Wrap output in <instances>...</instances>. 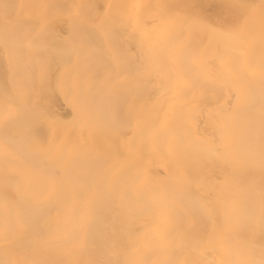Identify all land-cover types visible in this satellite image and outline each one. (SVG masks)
Segmentation results:
<instances>
[{"label": "snow or ice", "instance_id": "obj_1", "mask_svg": "<svg viewBox=\"0 0 264 264\" xmlns=\"http://www.w3.org/2000/svg\"><path fill=\"white\" fill-rule=\"evenodd\" d=\"M86 7L0 0V55L13 82L0 100V183L17 190L0 213V264H264V0H225L215 13L127 3L89 16ZM17 8L33 10L28 26ZM85 25L105 39L115 28L134 33L138 64L113 53L106 83L153 84L161 115L111 110L99 124L82 88L61 78L86 133L71 143L57 134L58 112L39 111L21 81L52 80L49 53L70 64L102 52L75 38ZM221 93L249 108L242 134L232 106H210ZM205 115L218 135L194 131ZM210 157L223 162L215 173L192 166ZM158 165L175 186L157 180Z\"/></svg>", "mask_w": 264, "mask_h": 264}, {"label": "bare ground", "instance_id": "obj_2", "mask_svg": "<svg viewBox=\"0 0 264 264\" xmlns=\"http://www.w3.org/2000/svg\"><path fill=\"white\" fill-rule=\"evenodd\" d=\"M7 2L15 5H32L38 3L62 5L82 4L91 6L83 9V12L86 15L92 16L100 13L115 14L118 10L109 8L108 5H122L127 3H141L146 5L196 4L205 13H215L225 0H7ZM32 11L28 8H17L15 10L16 14L20 17L22 25L28 26L31 23L29 17ZM157 11L155 8L149 9L147 17L155 15ZM148 22L150 23L151 20L148 19ZM61 28L65 32L71 31L68 24H62ZM74 35L85 48L103 49V51L86 60L73 59L70 64L66 63L56 52L49 53L48 55L54 72L53 79L41 83L37 72L35 76L29 73L21 81L27 87L35 89L32 102L39 111L54 109L64 120L65 123L58 130V135L71 143L81 142L82 135H86L79 124L73 122L75 113L72 105L66 99L67 89L62 84L57 83V80L61 78L70 79L82 88L83 94L89 101L90 107L96 117V122L99 124L104 123L107 114L111 110H118L121 117L126 116L129 111L135 112L145 122H151L161 115L157 91L153 84L144 82L131 88L125 86L120 89H113L106 83L108 67L113 53H118L120 58L129 66L135 67L138 64L141 49L131 30L121 28L112 29L110 37L105 39L104 33L85 25L80 27ZM11 76L12 74L8 71L3 56L0 55V100H2L5 88L11 89L13 87ZM217 103L232 106L236 131L238 134H242L250 116L249 108L244 103H237L227 93L219 94L210 103V106L215 107ZM201 121L199 127L194 128V131L200 136L211 137L218 135V129L208 120L207 115L201 117ZM40 134L42 137L50 138V133L46 126L41 128ZM3 135L4 130L0 128V139L3 138ZM21 151H23L22 148ZM192 166H203L211 175L223 166V162L215 157H210L193 161ZM153 170L159 174L157 180L160 183L170 186L176 185V178L166 172L163 166H155ZM16 195L17 190L14 187L6 189L0 183V213L3 211L5 198H11ZM105 211L106 209L102 205L97 207L98 214H103ZM52 215H56L55 209H53Z\"/></svg>", "mask_w": 264, "mask_h": 264}]
</instances>
